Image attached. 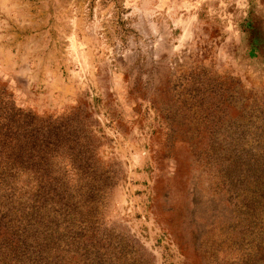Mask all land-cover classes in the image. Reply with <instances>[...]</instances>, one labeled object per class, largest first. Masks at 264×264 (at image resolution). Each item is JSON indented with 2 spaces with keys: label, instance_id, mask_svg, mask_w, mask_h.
<instances>
[{
  "label": "rangeland",
  "instance_id": "1",
  "mask_svg": "<svg viewBox=\"0 0 264 264\" xmlns=\"http://www.w3.org/2000/svg\"><path fill=\"white\" fill-rule=\"evenodd\" d=\"M0 103L83 129L102 264H264V202L236 197L264 164L231 162L264 160V0H0Z\"/></svg>",
  "mask_w": 264,
  "mask_h": 264
},
{
  "label": "trees",
  "instance_id": "2",
  "mask_svg": "<svg viewBox=\"0 0 264 264\" xmlns=\"http://www.w3.org/2000/svg\"><path fill=\"white\" fill-rule=\"evenodd\" d=\"M8 109L9 105L2 111L0 103V264H69L70 258L64 252L71 246L80 247L77 253L83 255V264L88 262L86 249L96 254L91 264H102L101 242L85 239L81 243L78 235L80 223L96 221L91 210L100 198L93 193L107 183L105 173L90 162L95 155L86 150L89 147L83 129L74 125L55 133L50 127L37 125L25 111L11 122ZM247 130L242 127L239 131ZM58 137L62 138L61 144ZM71 144L90 156L68 160L56 151L67 152L73 148ZM237 144L234 138L228 142L232 148ZM231 162L242 172L264 164L260 156L242 147L232 155ZM70 165L74 178L69 177ZM244 190L236 194L244 203L264 202V169Z\"/></svg>",
  "mask_w": 264,
  "mask_h": 264
}]
</instances>
